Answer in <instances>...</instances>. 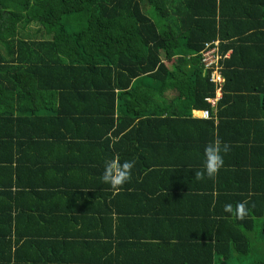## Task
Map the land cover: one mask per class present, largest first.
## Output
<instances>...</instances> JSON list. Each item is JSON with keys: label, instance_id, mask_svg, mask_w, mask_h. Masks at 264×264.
Returning a JSON list of instances; mask_svg holds the SVG:
<instances>
[{"label": "trees", "instance_id": "1", "mask_svg": "<svg viewBox=\"0 0 264 264\" xmlns=\"http://www.w3.org/2000/svg\"><path fill=\"white\" fill-rule=\"evenodd\" d=\"M215 40L213 111L199 52ZM217 138L224 165L197 181ZM115 157L131 179L180 178L158 202L192 211L160 258L111 235ZM242 201L243 220L224 211ZM0 264H264V0H0Z\"/></svg>", "mask_w": 264, "mask_h": 264}, {"label": "crops", "instance_id": "2", "mask_svg": "<svg viewBox=\"0 0 264 264\" xmlns=\"http://www.w3.org/2000/svg\"><path fill=\"white\" fill-rule=\"evenodd\" d=\"M228 53H226V57ZM165 65L168 66L169 62H165ZM164 94L167 99L173 95V92L166 91ZM164 101L163 99L162 102ZM191 115L199 117L194 110ZM179 180L177 175H170L166 179L160 178V175L151 178H146V176L141 178L140 176L131 179L127 187H121L118 192L120 193L119 197L112 198L115 207H111V235L114 241H117L116 243L124 245L128 251L127 255L129 254L127 258L135 257L142 261L160 258V254L163 252L160 250L154 252L153 245L161 244L160 239L164 236L165 229L176 227V225H172V222L180 218L179 214H187L192 211L190 203L187 204V201H169L165 204L158 202L160 197L168 193V190H164L163 183L171 188L175 185L178 186L181 182ZM170 233L175 237L172 231ZM175 239L176 237L171 241ZM167 257L165 255L164 258Z\"/></svg>", "mask_w": 264, "mask_h": 264}, {"label": "clouds", "instance_id": "3", "mask_svg": "<svg viewBox=\"0 0 264 264\" xmlns=\"http://www.w3.org/2000/svg\"><path fill=\"white\" fill-rule=\"evenodd\" d=\"M231 146L223 143L219 138L209 142L204 147V166L202 170L195 171L194 178L197 181L215 178L220 169L224 165V156L230 151ZM135 166V161L120 162L119 157L105 161L103 175L101 177L105 184L110 185L113 193L116 194L120 191L121 187L130 181L132 169ZM226 213L233 214L237 219L243 220L249 212L247 202L242 201L236 204L233 208L232 204L224 206Z\"/></svg>", "mask_w": 264, "mask_h": 264}, {"label": "built area", "instance_id": "4", "mask_svg": "<svg viewBox=\"0 0 264 264\" xmlns=\"http://www.w3.org/2000/svg\"><path fill=\"white\" fill-rule=\"evenodd\" d=\"M200 63L202 65V73H207L208 81L211 82L214 86V92L212 97L204 98V101L209 105L214 111L215 105L220 97V87L223 83V78L220 74V65L218 64L221 58L226 56L220 55L218 53V41L206 42L203 43L202 49L199 52ZM198 113V116L202 119H208L209 113L208 110L203 109L200 111H195Z\"/></svg>", "mask_w": 264, "mask_h": 264}, {"label": "rangeland", "instance_id": "5", "mask_svg": "<svg viewBox=\"0 0 264 264\" xmlns=\"http://www.w3.org/2000/svg\"><path fill=\"white\" fill-rule=\"evenodd\" d=\"M36 29H39L38 28V26L37 25H35V24H31V25H29L25 30H24V34H29L30 36H34V37H40V35L39 34H35L34 33V31L36 30Z\"/></svg>", "mask_w": 264, "mask_h": 264}]
</instances>
